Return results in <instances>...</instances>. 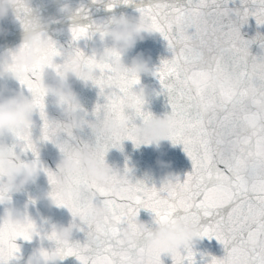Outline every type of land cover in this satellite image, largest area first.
<instances>
[{
	"label": "snow or ice",
	"instance_id": "1",
	"mask_svg": "<svg viewBox=\"0 0 264 264\" xmlns=\"http://www.w3.org/2000/svg\"><path fill=\"white\" fill-rule=\"evenodd\" d=\"M115 2L110 0L107 7ZM137 11L150 20L172 53L161 60L153 75L175 118L172 143L183 146L191 171L182 179L177 176L165 189L133 182L126 166L124 174L103 184L82 178L85 190L79 199L53 194L58 206L79 220L78 230L85 234L83 243L61 247V257L74 256L79 264H162V254L146 249L142 234L131 244L120 238L121 229L144 208L157 220L190 219L201 238H215L222 244L225 255L211 257L208 264H264V67H253L255 57L250 58L249 52L255 39L264 48V37L257 34L254 40H245L239 30L249 16L257 25L264 24V0H239L238 6L236 0H140ZM26 13L18 16L21 23ZM81 14L87 15L83 9L77 16ZM92 34V24H77L71 29L70 50L65 52L53 42L45 55L84 58L76 42ZM134 83L132 78L125 86ZM20 84L32 94L43 122L40 139L56 142L67 134L48 120L44 93L35 78L25 77ZM117 105L113 98L105 106L115 109ZM18 139L23 150L38 156L30 129ZM121 139L119 135L97 138V154L119 147ZM57 147L65 150L60 143ZM44 172L54 183L55 173ZM97 207L99 211L94 212ZM32 228L31 222L20 231L0 225V264H8L18 253L17 238L32 239ZM167 255L172 264H196L191 248Z\"/></svg>",
	"mask_w": 264,
	"mask_h": 264
},
{
	"label": "clouds",
	"instance_id": "2",
	"mask_svg": "<svg viewBox=\"0 0 264 264\" xmlns=\"http://www.w3.org/2000/svg\"><path fill=\"white\" fill-rule=\"evenodd\" d=\"M24 10H27V13L21 23L18 16ZM80 10L73 8L67 0L58 8L60 13L68 17L77 15ZM10 14L19 20L23 35L17 47L0 54V80L12 79L20 84L21 79L34 77L43 90L44 101L46 97H51L65 118L63 122L50 121L67 130L65 138L60 142L65 146V150L62 151L58 147L60 155L54 172V183H49L47 198L50 205L58 206L53 194L66 200L81 198L85 190L81 183L82 178L94 184H103L118 173L124 174V170H117L106 162L105 154L108 150L102 155L97 154V138L119 135L122 137L119 143L129 140L136 147L154 146L157 149L163 141L172 142L175 131L174 116L171 113L157 116L146 108L149 91L146 86L140 84V77L153 75L155 67L150 66V58L138 53L125 61L127 53L138 41L157 33L146 16L139 14L132 17L120 14L93 21L92 32L98 36L100 46H93L84 58L65 56L62 62L57 63V57L45 55L54 42L46 27L56 21L45 20L39 14L33 13L31 0H0V21L8 18ZM73 27L75 25L70 27V33ZM254 57L253 67L257 70L264 67V48H261L259 56ZM56 65L59 66L58 70ZM70 78H74L83 86L97 88L98 95L103 100V103L99 104L101 107L97 108L96 105L89 114L72 90ZM132 78H135L137 83L125 86V82ZM28 93L29 95H26L24 89L13 92L0 83V193H3L0 204L8 205L0 214V225L20 231L31 222L33 228L29 231L33 237L38 233L36 225L26 210L21 211L11 206L9 198L10 193L19 192L27 185L35 183L41 172L46 169L37 158L22 159L26 151L20 147L18 138L26 129L31 128L33 114L38 112L32 94L29 91ZM113 98L118 101L117 107H106V103ZM89 115L92 119L87 118ZM85 128L90 130L95 142H85L78 147L68 148L67 146L75 145L73 142L78 139L74 133ZM157 164L161 168L169 167L168 163L162 160H158ZM128 176L131 180L130 173ZM176 177L174 173L167 172L160 182V187L169 188ZM137 181L147 184L145 180ZM93 211H99V208ZM76 220L78 219L73 218L67 226L50 223L47 234L40 239H47L52 247L36 249L24 264H57L62 260L59 249L70 244L74 229H78ZM198 232L197 225L182 216L165 220H157L154 216L153 226L146 225L136 216L121 229L120 238L131 244L142 234L146 249L171 254L180 249H193L201 238Z\"/></svg>",
	"mask_w": 264,
	"mask_h": 264
},
{
	"label": "water",
	"instance_id": "3",
	"mask_svg": "<svg viewBox=\"0 0 264 264\" xmlns=\"http://www.w3.org/2000/svg\"><path fill=\"white\" fill-rule=\"evenodd\" d=\"M63 2L64 0H31V9L33 13L39 14L45 20L56 21L48 24L46 31L55 44L65 52L73 46L69 31L73 25L92 24L93 21L105 20L112 15L125 14L132 17L139 15L137 7L140 5V0H132L128 4H124L122 0H116L114 6L110 9L107 7L110 0H67L73 8L83 9L87 13L86 16L81 14L72 17L65 16L58 11L60 4ZM144 2L146 3L147 0H144ZM236 5H239V0H236ZM229 7H233V5L230 3ZM0 29H3V31H0V54H2L17 47L21 42L23 33L19 20L14 19L11 14L5 20L0 21ZM239 30L245 40H254L257 34L260 37H264V24L257 25L255 18L252 16L247 18L246 23L239 26ZM261 42L260 39H255L249 46L250 58L259 56ZM76 46L87 55L93 46H100V41L98 36L93 34L91 38H84L76 42ZM138 53L143 54L145 58H150V66L155 68L159 66L161 60L170 58L172 55L168 49L167 42L159 33L146 36L143 41H138L134 48L127 53L125 61L127 62ZM62 59L63 57H57L56 62L60 63ZM49 75H51V70H49ZM0 83L5 84L13 92L18 89H24L25 94L29 95L26 87L20 85L18 81L6 79L0 80ZM69 84L76 93L81 106L89 114L97 104L103 103L102 98L98 95V89L94 86H83L74 78L69 79ZM140 84L146 86L149 91L146 106L148 111L157 116L171 113L168 98L161 92V85L154 75H142ZM44 102L48 120L63 122L65 118L61 110L52 102V98L46 97ZM87 118L92 119L91 115ZM42 123L39 113H34L30 132L38 156L34 157L31 151H26L22 159L31 160L38 158L46 169L55 172L60 155L57 143H60L65 138V134H61L56 142L43 141L40 139ZM137 123H139V120H137ZM74 134L78 137L73 142L74 144L95 142V138L87 128ZM16 150L19 151V148ZM105 160L110 166L120 171H123L127 166L130 169V178L133 182L145 180L149 186L155 185L157 188L160 187V182L167 172H172L182 179L185 174L191 171L192 166L191 160L183 150V146L181 144L174 145L170 141L161 142L160 147L157 149L154 146L142 145L136 147L131 141L124 140L119 147H110L108 149L105 154ZM158 160L167 162L169 167L161 168L157 164ZM49 190L48 177L44 172H41L35 183L27 185L19 192L9 194L11 206L21 211H27L29 218L36 225L39 235H33L30 241L17 238L15 243L19 251L14 258L8 261V264H24L27 257L36 249L40 247L50 249L52 247L51 242L47 239H40L41 236L47 234L50 223H60L67 226L73 221V217L67 208L50 205L47 198ZM6 206L8 205L0 204V214L3 213ZM137 218L146 225L153 226L154 214L150 210L141 208ZM203 222L206 221L202 220ZM76 223L79 224L80 222L76 220ZM84 240V232L74 229L70 244L83 243ZM193 251L196 264H208L211 257L222 258L225 255L223 245L215 238H200L195 244ZM161 261L162 264H172L171 258L167 254L161 255ZM57 264H79V261L74 256H66L59 260Z\"/></svg>",
	"mask_w": 264,
	"mask_h": 264
}]
</instances>
